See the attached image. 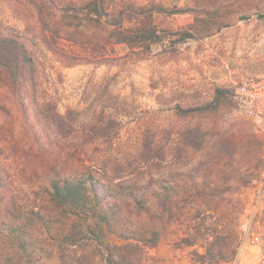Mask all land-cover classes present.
Wrapping results in <instances>:
<instances>
[{"label":"rangeland","instance_id":"374dc122","mask_svg":"<svg viewBox=\"0 0 264 264\" xmlns=\"http://www.w3.org/2000/svg\"><path fill=\"white\" fill-rule=\"evenodd\" d=\"M214 1L218 0H105L98 17L95 0H55L47 8L48 23L40 24L25 0H0V33L22 38L38 60V96L57 105L61 114L78 111L77 129L103 119L121 125L112 143H87L78 135L67 141L66 148L57 149L58 157L45 154L29 135L1 72L0 165L19 205L46 204V180L55 175L51 169L55 164L62 174L91 173L107 183L120 177L145 186L164 175L174 181L171 186H180L172 192L174 203H180L171 212L156 208L153 219L161 237L155 248L146 250L143 264H199L195 254H204L206 239L215 235L227 238L236 250L233 259L225 253L232 261L219 264H239L247 224L261 234L264 248V197L259 195L264 142L239 113L234 98L235 85L248 73L233 75L254 63H262L264 71V17L255 12L256 4L264 6V0H219L235 3L230 11L219 13L227 15L229 26L185 43H175L177 37L171 35L189 30L196 13L166 15L154 10L157 5L187 8L211 6ZM238 9L253 13L241 20ZM145 27L155 28L161 36L150 49L118 43V31L130 34ZM216 87L231 91L220 111L178 116L177 107L210 102ZM187 126L206 127L210 143L200 151L188 148L178 153L179 133ZM221 129L232 133L242 129L245 135L229 157L217 141ZM147 139L162 150L164 161L145 162ZM189 236H195L193 247L182 241Z\"/></svg>","mask_w":264,"mask_h":264},{"label":"trees","instance_id":"16d2710c","mask_svg":"<svg viewBox=\"0 0 264 264\" xmlns=\"http://www.w3.org/2000/svg\"><path fill=\"white\" fill-rule=\"evenodd\" d=\"M25 1L40 24L48 23L47 8L55 5V0ZM104 3L105 0H95L94 11L98 17ZM211 3V6L205 4L172 9L157 5L154 10L166 15L196 13L195 23L189 30L171 35L177 37L175 43H185L212 36L229 26L227 15L220 16L219 13L230 11L235 3L219 0ZM139 9L145 11V8ZM255 9L257 15L263 18V4H256ZM238 13L242 14L241 20H247L253 12L238 9ZM117 38L119 44L130 47L145 45L150 49L159 43L161 36L155 28L145 27L130 34L118 31ZM0 70L6 75L10 90L17 99L29 135L41 152L58 157L57 149H64L67 141L71 142L78 135L84 137L87 143L95 144L98 140L112 143L119 136L121 125L116 120L103 119L77 129L78 111L67 110L61 114L57 105L41 99L38 96V60L28 44L17 35L0 33ZM230 95V90L216 87L213 99L207 104L177 107L176 112L181 118L216 113ZM221 130L216 134L217 141L222 145L223 155L229 157L237 151V141H243L245 135L242 129L233 133ZM207 137L206 127L187 126L179 133L176 151L181 153L188 148L200 151L210 143L211 139L206 142ZM153 146L148 139L145 141L142 158L147 163L155 162V159L164 161L167 157L162 150ZM231 148L232 151H228ZM53 166L51 169L55 175L48 174L46 180V204L24 208L19 205L0 165V264H143L146 250L155 248L161 237L153 219L156 208L162 213L166 210L171 212L173 205L180 203V200L174 203L172 192L180 186H171L174 181L164 175L156 180L150 179L145 186L137 182L125 183L120 177L107 183L102 176L98 178L83 172L62 174L56 164ZM99 172L104 173L102 170ZM226 240L215 235L210 241L208 237L205 253L195 254L197 262L219 264L232 261L236 250ZM182 241L188 247L196 244L195 236ZM227 252L232 259L226 256Z\"/></svg>","mask_w":264,"mask_h":264},{"label":"built area","instance_id":"2783aa9c","mask_svg":"<svg viewBox=\"0 0 264 264\" xmlns=\"http://www.w3.org/2000/svg\"><path fill=\"white\" fill-rule=\"evenodd\" d=\"M234 94L239 113L250 123L255 135L264 142V71L241 77L235 85ZM260 180L262 189L259 195L262 198L264 168ZM237 261L239 264L244 261L245 264H264L263 239L251 224L245 226V237Z\"/></svg>","mask_w":264,"mask_h":264},{"label":"crops","instance_id":"0c3cea01","mask_svg":"<svg viewBox=\"0 0 264 264\" xmlns=\"http://www.w3.org/2000/svg\"><path fill=\"white\" fill-rule=\"evenodd\" d=\"M263 65H262V63H254V64H252V65H250V66H245V68L246 69H243V68H239L237 71H234V73H233V75L235 74V73H239V72H241V71H243V72H246V73H250V72H257V73H259V72H262V71H260V70H262V68H260V67H262ZM232 73V72H231ZM252 74V73H251Z\"/></svg>","mask_w":264,"mask_h":264}]
</instances>
